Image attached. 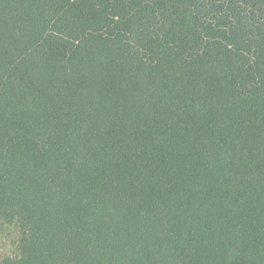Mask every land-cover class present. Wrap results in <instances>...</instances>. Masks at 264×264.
Returning <instances> with one entry per match:
<instances>
[{
  "label": "trees",
  "instance_id": "obj_1",
  "mask_svg": "<svg viewBox=\"0 0 264 264\" xmlns=\"http://www.w3.org/2000/svg\"><path fill=\"white\" fill-rule=\"evenodd\" d=\"M0 264H264V0H0Z\"/></svg>",
  "mask_w": 264,
  "mask_h": 264
},
{
  "label": "rangeland",
  "instance_id": "obj_2",
  "mask_svg": "<svg viewBox=\"0 0 264 264\" xmlns=\"http://www.w3.org/2000/svg\"><path fill=\"white\" fill-rule=\"evenodd\" d=\"M17 255V245L13 243L12 237L0 233V261L5 257H15Z\"/></svg>",
  "mask_w": 264,
  "mask_h": 264
}]
</instances>
